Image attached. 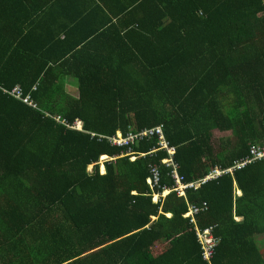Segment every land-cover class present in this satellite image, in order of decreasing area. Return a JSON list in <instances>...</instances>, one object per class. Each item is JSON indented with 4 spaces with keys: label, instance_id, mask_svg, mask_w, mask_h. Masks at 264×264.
Listing matches in <instances>:
<instances>
[{
    "label": "trees",
    "instance_id": "obj_1",
    "mask_svg": "<svg viewBox=\"0 0 264 264\" xmlns=\"http://www.w3.org/2000/svg\"><path fill=\"white\" fill-rule=\"evenodd\" d=\"M57 10L64 39L36 42ZM36 19L0 35V264H264V160L154 201L175 184L167 154L138 141L132 162L108 141L163 126L185 183L249 158L264 143V0H0V32ZM213 226L207 262L197 228Z\"/></svg>",
    "mask_w": 264,
    "mask_h": 264
},
{
    "label": "built area",
    "instance_id": "obj_2",
    "mask_svg": "<svg viewBox=\"0 0 264 264\" xmlns=\"http://www.w3.org/2000/svg\"><path fill=\"white\" fill-rule=\"evenodd\" d=\"M36 89L38 88L36 87ZM11 94L14 95L17 99H21L23 100V102L29 105H34V107H36V104L34 103L33 100L30 99L29 96H27L26 98L23 97V90L20 86H17L11 92ZM57 119L59 121L61 120L60 117ZM61 122L67 125L65 120ZM67 126L72 129L82 130V123L80 121H77L74 124V126H70V125ZM153 139H155L157 143L156 148L153 150V153L165 152L167 154V157L164 158L161 163L162 165H165L166 168L170 169L169 176L172 177L175 183L173 188L166 189L163 192H158V191L155 192L153 196L154 201H158L161 198H164L171 191H176L178 196H184L186 189L201 188L202 185H205L210 181L218 180L225 174H229V173L233 174L238 169H242L247 165L264 160V143L256 142L255 144L251 145L249 158L237 162L234 167L227 170L217 167L215 170L210 172L205 178L200 179L198 181L185 183L184 178L178 172L179 166L175 160L177 147L168 140L163 126L147 128L138 132L130 130V132L126 136H124L120 132H117L116 136L108 137V141L112 145V147L120 150H125V153L122 156L129 157L132 162L138 159L139 157L146 156V154H139L135 152L134 148L136 142L138 141L144 142L146 140H153ZM102 160L104 163L111 159H109L108 157H102L101 161ZM147 182L153 190H156L160 186L161 170L159 167L150 166V177L148 178ZM206 209H208L207 202H204L203 204L200 205L196 203H188L187 211L183 214V216L188 217L189 219H191V222L196 223V215L201 211H205ZM215 228L216 227L213 226L205 229L204 231H201L199 230V228H197L199 242L202 245L203 259L207 262H212V260L215 258L217 254V249L222 241V239L218 237L217 234L215 233Z\"/></svg>",
    "mask_w": 264,
    "mask_h": 264
},
{
    "label": "crops",
    "instance_id": "obj_3",
    "mask_svg": "<svg viewBox=\"0 0 264 264\" xmlns=\"http://www.w3.org/2000/svg\"><path fill=\"white\" fill-rule=\"evenodd\" d=\"M134 3H135V5H138L137 4L138 2H134ZM91 8H92V6H91ZM13 11H18V9L7 8V7L3 6L1 8L2 19H3L4 12L9 16V14ZM40 12H42V9L40 10ZM70 16H69V19H70ZM130 17L133 20L142 19L144 17V13H142V12L135 13L134 15H132ZM73 19H74V17H73ZM62 20H63V17L61 16V11L57 10L55 13L52 14V16L48 20L45 21V19H43V22H41V26L39 27V29L36 32H31V33L29 32L34 27V26H30V24L36 25L38 22H40L39 19H36L34 23H31V21L29 23L27 21H22L23 26L17 27L16 29L14 28L15 30L10 29V31L14 30L13 32H0V35L3 34L6 38H15V37H17L19 32H23V34H28V32H29L31 35H33L36 42H41V41L43 42L45 39H49L50 37L54 38L56 35H58L60 33V27H61ZM49 29H51L53 32H50ZM54 30H55V32H54ZM60 39H64V34L60 35ZM87 65H91V64H87ZM79 67H81V65ZM104 68H107V64L104 65ZM63 84H65L64 86L67 89L73 87L75 91H78L77 86L79 85V81L77 80V77H75V76H71V75L66 76ZM104 169H105V167H104ZM104 173H105V171H104ZM236 193L238 196L242 195V192L240 190H237ZM236 219L238 221H240L241 217L237 216Z\"/></svg>",
    "mask_w": 264,
    "mask_h": 264
},
{
    "label": "rangeland",
    "instance_id": "obj_4",
    "mask_svg": "<svg viewBox=\"0 0 264 264\" xmlns=\"http://www.w3.org/2000/svg\"><path fill=\"white\" fill-rule=\"evenodd\" d=\"M66 91L71 93V95H76L77 94V91L74 90V88H66ZM101 171L104 173L105 169L103 167V160L101 161V167H100ZM93 170V167H90L89 168V171H92Z\"/></svg>",
    "mask_w": 264,
    "mask_h": 264
},
{
    "label": "clouds",
    "instance_id": "obj_5",
    "mask_svg": "<svg viewBox=\"0 0 264 264\" xmlns=\"http://www.w3.org/2000/svg\"><path fill=\"white\" fill-rule=\"evenodd\" d=\"M106 157V156H105ZM103 167H104V163H103ZM103 173V172H102ZM234 174V173H233Z\"/></svg>",
    "mask_w": 264,
    "mask_h": 264
}]
</instances>
